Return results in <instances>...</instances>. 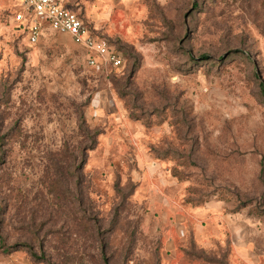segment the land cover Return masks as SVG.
<instances>
[{
	"label": "rangeland",
	"instance_id": "1",
	"mask_svg": "<svg viewBox=\"0 0 264 264\" xmlns=\"http://www.w3.org/2000/svg\"><path fill=\"white\" fill-rule=\"evenodd\" d=\"M21 2L0 0V264H264V0H66L118 69L31 44Z\"/></svg>",
	"mask_w": 264,
	"mask_h": 264
},
{
	"label": "built area",
	"instance_id": "2",
	"mask_svg": "<svg viewBox=\"0 0 264 264\" xmlns=\"http://www.w3.org/2000/svg\"><path fill=\"white\" fill-rule=\"evenodd\" d=\"M14 18L23 25L26 38L31 44L37 43L44 30L50 28L57 33L69 35L74 44L85 51L86 64L91 68L110 66L118 69L124 65L122 53L96 35L66 0H22Z\"/></svg>",
	"mask_w": 264,
	"mask_h": 264
},
{
	"label": "trees",
	"instance_id": "3",
	"mask_svg": "<svg viewBox=\"0 0 264 264\" xmlns=\"http://www.w3.org/2000/svg\"><path fill=\"white\" fill-rule=\"evenodd\" d=\"M201 58H207V56L206 55H201ZM262 91L264 93V85H262Z\"/></svg>",
	"mask_w": 264,
	"mask_h": 264
}]
</instances>
